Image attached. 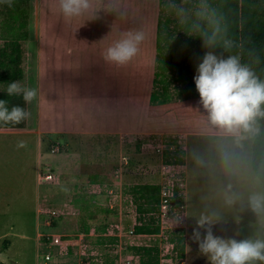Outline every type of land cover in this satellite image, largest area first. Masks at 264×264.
Returning <instances> with one entry per match:
<instances>
[{"label": "rangeland", "instance_id": "rangeland-1", "mask_svg": "<svg viewBox=\"0 0 264 264\" xmlns=\"http://www.w3.org/2000/svg\"><path fill=\"white\" fill-rule=\"evenodd\" d=\"M16 3H0V49L12 35ZM94 8L97 18L83 25V20L67 22L58 0H28L26 78L20 85L35 89L37 96L26 105L30 116L24 129L0 128V264H144L135 247H156L157 264H181L173 249L166 251L169 233L178 229L171 215L177 205L167 217L159 211L158 235H134L137 209L129 188L162 184V174L177 171L182 199L183 170L164 161L166 152L183 151L178 141L184 133L218 128L209 123L194 82L206 52L202 36L210 30L208 22L219 17L216 5L212 0H94ZM160 17L170 20V44L163 54L156 47ZM133 29L146 34L138 55L123 67L106 63L102 53ZM7 87L0 85V91ZM157 103H163L160 110ZM259 125L258 135L241 132L242 139L188 138L198 149L190 154L197 162H191L189 200H182L183 226L198 254L192 236L202 213L217 218L215 236L264 237V217L247 207L252 190L264 191L251 169L252 142L264 132V119ZM149 126L155 129L150 132ZM56 145L59 151L51 153ZM224 156L231 160L233 182L219 166ZM39 169L41 175L55 173L58 181L39 185ZM228 185L241 196L232 207L224 203ZM199 231L203 236L204 229ZM53 235L69 246L50 249L46 260L47 237ZM200 260L208 262L201 254Z\"/></svg>", "mask_w": 264, "mask_h": 264}, {"label": "clouds", "instance_id": "clouds-1", "mask_svg": "<svg viewBox=\"0 0 264 264\" xmlns=\"http://www.w3.org/2000/svg\"><path fill=\"white\" fill-rule=\"evenodd\" d=\"M0 3L11 7L13 0H0ZM58 7L69 23L83 20L84 25L86 21L97 18L94 0H58ZM222 31L226 33V29L217 24L210 34L202 36L203 46L208 51L198 63L194 77L199 103L212 126L241 139L244 138L241 132L255 136L260 133L259 119H264V79L251 64L242 63L239 54L225 57L212 51L218 46L225 52L234 47L232 40L226 35L221 36ZM145 39L143 30L123 32L102 53L103 60L117 67L126 66L138 55ZM6 93L9 97L22 96L26 105L37 96L35 89L23 88L18 81L10 82ZM29 116L25 108L13 106L9 109L8 102L0 100V122L18 125ZM240 200V194L233 192L232 186L228 185L224 192L225 205L232 207ZM247 207L253 214L264 217V191L251 192L247 197ZM216 220L202 213L193 230L192 239L198 244L199 253L207 257L208 264H264V237L249 236L238 240L215 236L212 229ZM199 229H204L203 236Z\"/></svg>", "mask_w": 264, "mask_h": 264}, {"label": "trees", "instance_id": "trees-1", "mask_svg": "<svg viewBox=\"0 0 264 264\" xmlns=\"http://www.w3.org/2000/svg\"><path fill=\"white\" fill-rule=\"evenodd\" d=\"M216 5L219 15L215 22H208V34L219 24L226 33L222 31L221 36L233 41L234 47L225 52L222 47L212 50L217 56L239 54L241 62L251 64L257 74L264 79V0H212ZM27 6L28 0H17L15 12L11 24V37L7 39L0 49V85L18 81L21 83L26 78L27 57L23 51V43L27 40ZM170 20L160 17L157 25L156 47L159 53L163 54L166 45L170 44L168 39ZM208 51V49H205ZM165 51V50H164ZM162 62V58L159 57ZM155 79L159 73L154 74ZM0 100L8 102V107L19 106L26 109L22 96L9 97L6 90L0 91ZM151 100L156 101V95H151ZM156 104V103H155ZM163 107V103H157V110ZM27 111V110H26ZM161 118L163 114L159 111L156 115ZM26 127V120L20 124L0 122L1 129L22 130ZM155 127L149 126L148 131ZM203 133H227L220 128H211L208 125ZM230 134V133H227ZM251 169L264 189V132L257 136L251 146ZM183 151L177 150L174 153L166 152L165 162H175L181 165ZM177 192H179L177 190ZM137 209V223L133 226L134 235H158L161 232L159 225L160 210V185L159 184H135L129 188ZM185 230L174 229L169 233V241L174 244V251L181 260L185 253ZM135 250L142 256L144 264L158 263V250L156 247H135Z\"/></svg>", "mask_w": 264, "mask_h": 264}, {"label": "built area", "instance_id": "built-area-1", "mask_svg": "<svg viewBox=\"0 0 264 264\" xmlns=\"http://www.w3.org/2000/svg\"><path fill=\"white\" fill-rule=\"evenodd\" d=\"M59 151V147L53 146L50 150L51 153H56ZM170 167H178L176 165H171ZM176 172H166L165 174H162L161 179L163 181L162 184L159 183L160 185V214L162 217H167V212H169V209L172 210L171 205H177V209L175 211L171 212V215L175 214V216L172 218V224L175 228H183L184 224L183 221H185V211H183V204H182V199H181V188L183 187V183L181 180L178 178ZM38 184L39 185H44V184H50V183H56L58 181V177L55 173L48 171L47 173H44L41 175L40 173L37 176ZM177 190L179 192H177ZM181 203V205H180ZM170 213V212H169ZM49 214L51 215H56L57 210H51L49 211ZM170 216V215H169ZM179 220V221H178ZM178 223L176 224V222ZM176 224V226H175ZM133 233V232H132ZM163 234V233H162ZM140 236H145V235H140ZM47 247L49 251L44 255L46 260H50L51 258V250L54 249V247H59L62 250L68 249V242L63 240L62 236H51L47 237ZM82 238L80 237L79 239V247L81 251V256H86L87 255V250L88 248L86 247L85 244H82ZM168 248L170 250H174V244L172 242H168L166 246V251L168 252ZM91 249H89L90 251ZM90 254H94L93 251L90 252ZM171 259V258H170ZM139 263V262H138ZM128 264H130V261H128Z\"/></svg>", "mask_w": 264, "mask_h": 264}, {"label": "crops", "instance_id": "crops-1", "mask_svg": "<svg viewBox=\"0 0 264 264\" xmlns=\"http://www.w3.org/2000/svg\"><path fill=\"white\" fill-rule=\"evenodd\" d=\"M211 136V137H222V138H226V137H236V135L234 134H227V133H203V132H188V133H184V137H179V141L178 143L181 145V148L184 152V156H183V164L181 165H177L178 167L182 168L183 170V178H184V189L182 190V200L183 201H187L189 200L190 197V193H191V187H192V178H191V162H197L196 158L193 156H190L191 151H196L198 149V146H190L189 142H188V138L189 137H201V136ZM38 158L41 157V143L38 139ZM193 157V158H192ZM40 169L38 170L37 174L39 173ZM224 173V171H223ZM228 177L229 174L226 171ZM239 183L241 184L242 181L244 180L242 173L239 175ZM231 178V177H230ZM229 178V181L233 182L232 179ZM38 182V180H37ZM260 182V181H259ZM261 184V183H260ZM262 185V184H261ZM263 188V187H262ZM264 190V189H263ZM39 206V205H38ZM186 221H187V214H186ZM38 225H39V211H38ZM186 225L184 227L185 230V253H184V258L181 259V264H207L208 262L205 260H200V254H198L197 252V248H191L190 245L188 244V240H187V234H186Z\"/></svg>", "mask_w": 264, "mask_h": 264}, {"label": "bare ground", "instance_id": "bare-ground-1", "mask_svg": "<svg viewBox=\"0 0 264 264\" xmlns=\"http://www.w3.org/2000/svg\"><path fill=\"white\" fill-rule=\"evenodd\" d=\"M218 161H219V159H217ZM221 161H220V164H219V166H220V168H221V170L222 171H227L228 172V174H229V176L231 177L230 179H232V175H230V171H231V167H230V165H231V160L230 159H228L226 156H224L223 158H221L220 159ZM243 175V174H242ZM245 181V180H244ZM247 185H249L248 184V182H247ZM239 186H243L244 187V185H243V181H242V183L240 184L239 183ZM246 190H247V186H246ZM248 192H250L249 190H248ZM252 192H253V190H252ZM251 193V192H250Z\"/></svg>", "mask_w": 264, "mask_h": 264}]
</instances>
